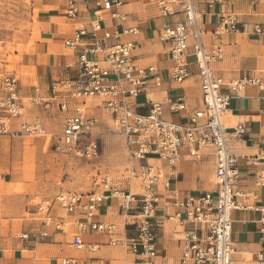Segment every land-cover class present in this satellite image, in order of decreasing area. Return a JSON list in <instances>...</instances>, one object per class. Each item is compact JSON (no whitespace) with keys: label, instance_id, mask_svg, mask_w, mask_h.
<instances>
[{"label":"built area","instance_id":"2783aa9c","mask_svg":"<svg viewBox=\"0 0 264 264\" xmlns=\"http://www.w3.org/2000/svg\"><path fill=\"white\" fill-rule=\"evenodd\" d=\"M62 1L66 16L75 21L65 44L73 49L82 44L85 47L78 55L76 73L54 85L53 97L46 100L48 108L57 102L65 113L63 129L58 134L53 133L39 120H22L14 127L13 121L25 114L19 79L0 69V136L51 135L56 148L68 155L96 158L101 154L102 140L87 99L99 98L97 106L112 115L125 137L129 155L136 162L133 173L140 180L143 192L134 193L116 186L100 194L59 191L36 205L41 227L36 232H23L21 237L39 242L41 238L50 237L51 230L71 234L70 244L85 256H64L56 260V264H108L105 258L96 255L102 243L85 238L91 232L107 236L109 244H122L138 254L141 264H154L160 239L155 219L161 209L156 186L164 182L170 189L171 183L153 160L174 166L184 157V149L193 160H202L208 150L213 149L216 192L201 191L184 198L174 196V217L178 224L175 233L183 242V264H235L233 212L246 206L236 200L239 157L232 150L231 140L243 137L247 126L238 123L229 127L224 116L230 111L232 98L243 95L247 86L264 90V70L260 74L227 79L216 72L215 64L224 57L223 35L264 33V24L243 21L233 12H225L210 31L211 40L207 42L204 38L207 29L194 0H156L161 16L184 14V19L167 20L161 28L160 39L169 44L173 60L169 78L176 83L186 81L193 75L191 65L194 63L202 89L203 106L189 111L182 119H175L171 115L188 110L186 96L182 93L168 95L163 101L150 99L148 112L136 109L133 99L147 93L151 87L161 88L165 82L158 66L138 63L136 42L117 40L105 45L99 37L104 12L120 15L113 9L121 0ZM138 32L137 27L126 30L129 34ZM105 37H111L109 31L105 32ZM87 39L91 42L85 43ZM191 40L193 52L189 53ZM88 53L97 57H90ZM189 57H193L192 62ZM259 178L263 183L262 174ZM110 182L106 177L105 185ZM109 195L122 198L126 210L122 233L117 223L99 219V208ZM189 223L196 226L187 227ZM87 253L91 255L86 256ZM256 264H264V259L260 257Z\"/></svg>","mask_w":264,"mask_h":264},{"label":"crops","instance_id":"0c3cea01","mask_svg":"<svg viewBox=\"0 0 264 264\" xmlns=\"http://www.w3.org/2000/svg\"><path fill=\"white\" fill-rule=\"evenodd\" d=\"M30 1V15L38 9L34 38L31 36L26 40V43L31 40L33 43L31 48L22 54L16 69L7 72L19 79L25 114L27 107L33 105L41 109L46 116L61 112L64 119L65 113L59 109L57 102L48 108L46 100L53 97L54 85L76 73L78 55L85 47L82 44L73 49L65 44V39L71 35L75 27V21L66 16L62 0ZM145 1H150V5H145ZM194 2L207 29L204 34L207 42L211 40L210 31L216 27L225 12H233L243 21L264 24V0H194ZM91 6H94V3ZM113 10L120 15L114 16L112 11H105L103 14V28L99 32L102 43L109 45L117 40H134L137 44L135 53L138 63L143 66H158L165 78L161 88L151 87L147 93L133 99L136 109L142 113L148 112L150 99L163 101L168 95L180 93L186 96L188 110L171 117L182 119L189 111L201 108L202 89L196 74L197 66L192 63L193 75L186 81L173 82L169 78V69L173 64L170 46L160 39L163 23L167 20L170 22L182 20L184 14L163 17L156 0H121ZM131 27H137L139 32L126 33ZM106 31L110 32L111 37H105ZM85 41L88 43L91 39ZM192 43L193 40L190 41L189 53L193 52ZM222 43L224 57L215 64L218 74L229 79L244 74H260L264 70V33L225 34L222 36ZM88 55L97 57L93 53ZM189 60L192 62L193 57H189ZM187 81L189 82L186 83ZM196 86L201 90V95L193 100L192 92ZM96 99L100 101L96 97L89 98L87 100L89 106ZM224 122L229 127L238 123L247 126V133L243 137L231 140L232 150L239 157L240 179L236 187L239 192L236 200L246 206L233 212L232 240L236 248L233 258L235 264H256L260 257L264 259V182H259L260 174L264 178V90L257 86H247L243 95L233 97L230 111L224 116ZM12 124L14 127L18 126L15 122ZM208 151L202 160H193L184 149V157L174 166L153 160L171 183L170 189L165 187L164 182H158L156 186L161 197V209L155 219L160 239L154 264H183L181 261L183 242L175 233L178 224L174 217L176 212L173 205L174 196L184 198L201 191L216 192V156L213 149ZM16 176L1 174L0 177L5 182L0 184L17 185L19 182H11L18 179ZM13 200L23 202L19 208L9 210L8 207ZM23 211L36 214L35 207L27 204V193L23 195L12 190L10 194L3 195L2 219L8 220V223L5 225L0 222V264H56V260L64 256H85L83 251L70 244L71 234L51 230V236L41 238L39 242H35L33 238L23 239L21 233L36 232L41 227L38 216L34 219L28 218L27 215H22ZM98 212L100 220L117 223L120 232H123L126 210L122 198L109 195ZM19 218L22 222L15 226L14 220ZM195 226L193 223L187 224V227ZM85 238L102 243L96 255L105 258L108 264H141L138 254L129 251L122 244H109L105 235L91 232L87 233Z\"/></svg>","mask_w":264,"mask_h":264},{"label":"rangeland","instance_id":"374dc122","mask_svg":"<svg viewBox=\"0 0 264 264\" xmlns=\"http://www.w3.org/2000/svg\"><path fill=\"white\" fill-rule=\"evenodd\" d=\"M30 4V0H0V69L5 72L16 69L24 51L32 46L33 40L27 43L26 40L31 36L34 38L38 9L30 15ZM145 5H150V1H145ZM199 95L201 90L196 86L192 92L193 100ZM98 104L97 99L90 104L93 106L92 114L96 118L102 140V151L96 158H77L68 155L56 148L51 135L0 137V175L16 176L17 174L18 179L11 182H19L17 185L0 184L2 224L8 223V220L2 219L3 195L10 194L12 190L23 195L27 193V204L32 208L59 191L102 193L111 186L131 190L134 193L143 191L140 180L133 173L136 162L129 155L124 135L116 126L111 114L98 107ZM24 119L40 120L48 130L56 134L64 125L61 112L46 116L41 109L33 105L27 107L23 118L13 122L19 124ZM106 177L111 181L108 186L105 185ZM0 182L5 181L1 178ZM22 202V200H13L8 209L19 208ZM23 212L22 215L25 214L28 218H37V214ZM20 218L14 220L15 226L22 222Z\"/></svg>","mask_w":264,"mask_h":264},{"label":"bare ground","instance_id":"6f19581e","mask_svg":"<svg viewBox=\"0 0 264 264\" xmlns=\"http://www.w3.org/2000/svg\"><path fill=\"white\" fill-rule=\"evenodd\" d=\"M88 99H89V98H88ZM88 99H87V100H88ZM111 117H112V115H111ZM81 193H84V192H81ZM96 194H100V193L96 192Z\"/></svg>","mask_w":264,"mask_h":264}]
</instances>
